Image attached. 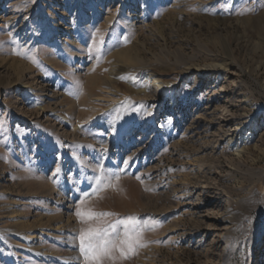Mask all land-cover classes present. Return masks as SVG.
<instances>
[{
	"label": "rangeland",
	"instance_id": "obj_1",
	"mask_svg": "<svg viewBox=\"0 0 264 264\" xmlns=\"http://www.w3.org/2000/svg\"><path fill=\"white\" fill-rule=\"evenodd\" d=\"M78 207L264 264V0H0V264H85Z\"/></svg>",
	"mask_w": 264,
	"mask_h": 264
},
{
	"label": "snow or ice",
	"instance_id": "obj_2",
	"mask_svg": "<svg viewBox=\"0 0 264 264\" xmlns=\"http://www.w3.org/2000/svg\"><path fill=\"white\" fill-rule=\"evenodd\" d=\"M87 195L85 194V197ZM112 215L114 214L109 212L77 208L76 216L87 224V227L81 228L79 234L80 251L85 264H105V261L127 259L135 254L138 247L144 246L143 230L151 225L139 224L135 216H128L111 223L100 219ZM93 220L97 223H89ZM118 225L123 226L122 233Z\"/></svg>",
	"mask_w": 264,
	"mask_h": 264
},
{
	"label": "bare ground",
	"instance_id": "obj_3",
	"mask_svg": "<svg viewBox=\"0 0 264 264\" xmlns=\"http://www.w3.org/2000/svg\"><path fill=\"white\" fill-rule=\"evenodd\" d=\"M143 16V15H142ZM161 75V73L160 72H158V71H152L150 74H149V76L152 78V79H154V81H156V82H160L159 83V86L161 87V89L165 92V93H168V92H172V89H170V88H168L165 84H163L162 83V79L161 80H158V78L159 77H161L160 76ZM157 77V78H156ZM232 216L233 215H231V216H227L226 218H225V221L229 224L230 222H232L233 221V218H232ZM238 217V216H237ZM227 242V241H226ZM205 264H208V263H205Z\"/></svg>",
	"mask_w": 264,
	"mask_h": 264
}]
</instances>
